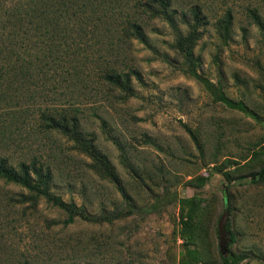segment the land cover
<instances>
[{
	"label": "rangeland",
	"instance_id": "rangeland-1",
	"mask_svg": "<svg viewBox=\"0 0 264 264\" xmlns=\"http://www.w3.org/2000/svg\"><path fill=\"white\" fill-rule=\"evenodd\" d=\"M209 1L217 14L231 7L234 17L225 39L210 15L193 50L194 66L171 48L172 28L155 20L145 26L144 43H120L123 50L110 56L141 74L133 77L129 98L87 76L89 67L60 83L57 92L64 96L29 99L27 112L5 117L0 153L13 166L33 158L45 162L51 190L98 221L77 218L64 225L65 214L44 200L36 209L16 206L8 197L21 189L0 182V264H219L224 210L222 251L238 255L239 264H264V182L248 176L264 166V32L244 13L255 7L264 20V0ZM215 88L248 111L215 100ZM45 104L80 108L83 134L109 162L128 200L73 141L37 128L35 111ZM190 197L198 209L187 244L179 212L180 200ZM109 214L110 221L101 220ZM186 245L196 250L197 262L188 258Z\"/></svg>",
	"mask_w": 264,
	"mask_h": 264
},
{
	"label": "trees",
	"instance_id": "trees-1",
	"mask_svg": "<svg viewBox=\"0 0 264 264\" xmlns=\"http://www.w3.org/2000/svg\"><path fill=\"white\" fill-rule=\"evenodd\" d=\"M212 5L209 0H0V141L8 128L5 117L11 121L27 112L24 106L29 99H45L50 92L64 96L63 91L57 92L60 83L72 82L84 68L90 67L87 76H94L103 86L117 92L120 99L132 96L131 82L133 77L141 79L139 70L131 64L115 63L110 56L119 55L116 53L123 50L120 43H144L145 26L152 21H163L172 28L175 37L171 48L188 66H194L197 60L193 50L210 15L216 16L214 25L220 37L229 36L233 9L227 7L217 14ZM244 13L264 32V20L257 8L247 6ZM190 72L202 80L194 69ZM212 93L215 100L226 106L248 111L243 102L227 98L219 88ZM35 114V123L41 132L56 131L73 141L76 149L94 161L90 162L92 168L129 199L109 162L97 156L93 140L83 134L79 107L45 104L38 106ZM186 129L196 142L193 131ZM218 173L229 180L227 172L218 170ZM248 176L252 183H263L264 166ZM52 180L51 168L45 162L33 158L13 166L0 153V182L21 189L11 194L8 202L36 209L39 201L44 200L65 214L64 225L77 218L98 221L81 205L55 194L51 190ZM195 200V197L180 200V233L187 244L194 237L193 221L198 209ZM111 217L114 215H103L101 220L110 221ZM186 249L190 261L197 262L196 250L189 245ZM220 259L219 264L240 261L238 255L227 252H221Z\"/></svg>",
	"mask_w": 264,
	"mask_h": 264
},
{
	"label": "water",
	"instance_id": "water-1",
	"mask_svg": "<svg viewBox=\"0 0 264 264\" xmlns=\"http://www.w3.org/2000/svg\"><path fill=\"white\" fill-rule=\"evenodd\" d=\"M227 219V210H224V212L222 213L219 222H218V231H219V238H220V250L223 254L226 253V251H222V237L226 234L225 233V222Z\"/></svg>",
	"mask_w": 264,
	"mask_h": 264
}]
</instances>
